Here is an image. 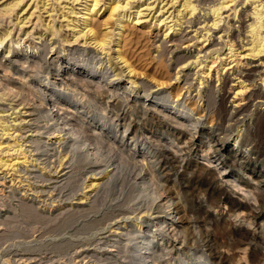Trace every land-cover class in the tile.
<instances>
[{"label":"bare ground","instance_id":"1","mask_svg":"<svg viewBox=\"0 0 264 264\" xmlns=\"http://www.w3.org/2000/svg\"><path fill=\"white\" fill-rule=\"evenodd\" d=\"M51 1L27 0L25 3V0H4L0 3V14L11 16L15 13L19 24L26 23L24 21L31 19L38 9L46 13L50 10L48 17L52 18V12L54 14L57 7L53 8ZM79 1L73 0V3ZM131 1L137 5H131ZM175 1L171 0L169 8H166L168 3L155 8L152 4L164 2L84 0L86 5L82 11L70 8L62 16L73 32L72 39H75H63L62 43L68 45H61V41L56 40L51 42L41 35L39 43L24 37V40L21 39L23 46L16 42L18 47L9 46L8 54L3 55V50L0 51V101L9 102L13 110L10 113L7 105L0 104L1 185H4L10 172L13 171V177L19 178L17 174L27 173L31 164H41L38 158L34 159L35 154L30 155L32 150L29 154L26 152L28 143L41 154L55 152L54 156L61 157L60 167L67 164L69 168L76 165L78 169L102 161L101 157L110 154L115 143L125 145L128 139L132 141V152L150 158L149 165H152L154 157H171L175 165L177 157L186 155L183 152L187 147L192 155L200 154L207 162L206 166L218 170V176L226 181L227 188L246 200V207L257 209L253 216H243L237 212L241 210L229 208L227 228L230 233L227 238L244 239L248 241V248L252 244L264 246V0H182L181 8L170 11L175 8ZM49 2L53 3H50L51 9H47ZM133 8L136 10L132 11ZM147 10L149 14L143 13ZM175 11L177 14L173 15ZM20 12H26L23 20L19 17ZM157 12L160 14L155 16ZM51 21L46 29L55 35V24L51 25ZM10 34L6 31L0 36V45ZM139 36L151 40L155 52L153 58L156 61L147 63L150 65L148 73L137 69L132 60ZM77 42L84 45L73 44ZM137 60L142 59L137 57ZM100 63L104 64V68L101 65L99 70L96 65ZM121 88L123 91L119 95ZM123 104L127 111L123 109L120 113L118 109ZM114 110L119 112L114 113ZM151 125L158 127V134L163 137L148 136L138 142L141 127L150 128ZM29 131L32 134L26 135ZM104 133L112 136L107 139ZM138 143L142 148L137 146ZM104 144L110 145L109 151L105 150ZM146 160L136 165L140 172H147ZM48 166L42 167V177H49L45 181H50L59 173L58 169L54 171ZM61 169L63 171L68 167ZM111 173L109 169L93 173L95 177L85 188H90L92 192L104 189L111 184ZM99 174L101 176L97 177ZM23 177L16 182L27 183L26 177ZM105 179L106 183L103 182ZM149 183L152 188L156 186L153 177L148 179ZM11 186L7 195L0 189V226H3L0 228V241H11L3 249L6 255L27 253L13 261L15 264H42L37 255L44 251L57 252L63 257L64 264L246 262L242 240L230 244L222 252L213 253L218 225L211 220L204 224L184 220L186 209L180 207L179 201L177 211H172L171 199L162 204L167 212L170 210L167 213L170 224L164 225L163 221L161 224L153 223L147 211L141 217L136 216L138 211L134 214L135 218L124 219L123 222L111 221L98 229V251L76 250V241L68 238L49 241L39 237L26 241L28 231L23 234L25 229L12 227V224L29 219L32 230L36 226H64L73 216L87 210L90 195L85 192L78 204L66 203L50 208L45 204L40 207L39 198L21 194L18 186V189ZM149 188L139 189L141 200L156 202L162 198L158 188L152 191ZM37 190L34 191L36 194L44 192V188ZM180 214L183 222L178 217ZM11 259L7 260L10 262Z\"/></svg>","mask_w":264,"mask_h":264},{"label":"rangeland","instance_id":"2","mask_svg":"<svg viewBox=\"0 0 264 264\" xmlns=\"http://www.w3.org/2000/svg\"><path fill=\"white\" fill-rule=\"evenodd\" d=\"M3 1L4 0H1L0 3H2ZM54 1L55 0L51 1L54 3L53 8L57 7V9L55 8L56 10H55L54 14L52 12V18L48 17V15L51 14L50 10H49V13H46L45 10H42L40 12V10L38 9L31 19L28 18L27 20L24 21L26 23L19 24V21H17L15 19L16 16L14 17L15 13L12 14L11 16L4 15L3 13L0 14V16H1L0 17V36L6 31L8 33H11L10 36L6 39V41H4L2 45H0V51L3 50V53H4V54L2 53L3 55L8 54L9 53L8 47L12 46V45L15 46L16 42H20L21 46H23V44H22L23 41H21V39L24 40V37H25V40H30V41L33 40V42L35 41L36 43H39L40 40L38 38L41 35H43L44 39L51 40V42H54L56 40L59 42L61 41L60 42L61 45L62 44L68 45L67 43L66 44L62 43V42H64L63 39H65V38L72 39L73 32H72L71 28H68L66 26L67 20L64 19V17H62V16H63L64 12L70 11V8H75L74 10L77 12L82 11L86 4H85L84 0H80L78 3L77 2L73 3V0H70V1L69 0H62L59 4L57 3L58 0H56V2H54ZM127 1H129V0H127ZM141 1H144V0H141ZM152 1H154V0H150V2H152ZM160 1H163L164 3L158 4V2H156L155 4H152V5H155V8H157L158 5H159V7H162L163 5L168 3V6H166V8L171 7V0H160ZM26 2H27V0H25V3ZM51 2H49L47 9H51V6H52L51 4H53ZM181 3H183L182 0H176L175 5H174L175 8L170 9V11H174V9L181 8V6H180ZM131 5L136 6L137 3H135V1H131ZM64 7H65V9H64ZM143 7H145V6H143ZM1 8H2V6H0V9ZM18 10H20V9H18ZM62 10H63V13H62ZM134 10H136V8L132 9V11H134ZM156 10L157 9H155V11ZM32 11H33V9L30 10V12H32ZM155 11L150 13L148 18H151V16L153 15V13ZM143 13L149 14V11L148 10L143 11ZM24 14H22V12L19 13V17H21L22 20L24 17H26V15H24ZM157 14H158V12L155 14V16H157ZM176 14H177V12L175 11V13L173 15H176ZM27 16H29V14ZM39 17H41L42 19L41 18L39 19ZM145 18H147V17H145ZM50 21H51V23H50L51 25L55 24L54 25L55 35H51L49 30L46 29V25H48ZM238 25L239 24H237V26ZM199 26H201V25H199ZM46 30H48V31H46ZM26 37H28V38H26ZM72 40L74 41L75 39H72ZM138 41H139V43L134 46L135 48H133L132 60H133L134 64L136 65V67L138 66L137 69H139L141 71H146L148 73L147 67L150 66L149 64H147L148 61H149V63H150V61L151 62L156 61V59L153 58V55H155V52L153 51L152 42H151V40L146 39L145 36L144 37L139 36ZM83 42L81 44L79 42L73 43V44H77V45L79 44L80 46H83L84 45ZM5 46H7V47H5ZM19 46H20V44H19ZM26 46H28V44H26ZM141 46H142V48H141ZM16 47H18V45H16L15 48ZM140 48H141V50H140ZM146 54H148L149 56H146ZM130 55H131V53H130ZM142 55L143 56L145 55L146 58L149 57V58H147L148 60L145 57H143ZM101 57H104V56L102 55ZM137 57L138 58L140 57L142 60L138 61ZM144 59H146V60H144ZM105 64H106V66L108 65L107 62ZM101 65H102V63L99 64L100 67L98 65H96V68L98 67L99 70L101 69L102 66L104 68V64L102 66ZM149 73H150V71H149ZM125 76H126V74H125ZM123 89H124V87H123ZM123 89L119 90L120 91V92H118L119 95L122 94ZM229 91L231 93H233V90H229ZM0 104L7 105V107L9 108L8 112L10 111V113H11L13 111L12 109H10L11 106L9 105L10 104L9 102H1L0 101ZM123 109H124V111H127V107L125 106V104L121 105L118 110H120V113H121V112H123L122 111ZM114 111H115L114 113L119 112L117 110H114ZM13 117H14V115H13ZM150 128L141 127V130H139L140 133L138 134L140 136V137H138V142L141 140L144 141L143 138H148V136H149V138L152 136L153 137L154 136L155 137H163L160 134H158V130H159L158 127H155V125H151ZM156 128H157V130H156ZM122 131H123V128H121L120 132H122ZM145 133H147V135ZM30 134H32V132L30 133V131L26 133V135H30ZM110 136H112V135L111 134L108 135V134L104 133L105 138L109 139ZM153 140L157 141L155 138H153ZM257 141H259V139H257ZM131 142L132 141L130 139H128L125 143L126 146L122 142L115 143V146H114L115 148L112 147V151H110V154L105 155L104 157H101L102 161H100L96 164L89 165V167L87 166V167L82 168V169L76 168V165L69 168V166H67V164H65V166H63V167H60L59 165H60V158L61 157L54 156L55 152L49 151L48 154H46V153L41 154L40 152H37L34 150V147H35L34 145L31 144L32 145L31 146L30 143H28V145H26V147L27 146L28 147L27 148L25 147V150L27 149L26 152L28 151L27 153L29 154V151L32 150V152H34V153L31 152L30 155L35 154L34 159L38 158L40 161V162L39 161L38 162L41 164L39 166H37V165L35 166L34 164H31V166H29V168H31V169L29 170V168H27V170H26L27 173L23 172L21 174H17L19 176V178L13 177V176H15L13 171L10 172V174L6 175V179L4 180V183H3L4 185H1L3 181L0 182V189H2L3 192H5L4 193L5 195L9 194L8 191H10L11 185H12L11 188H14V189H18V187H19V189L21 190V194L27 193L28 196H30V197L34 196L36 198H39V199H37V202H39L40 207H43L46 204L45 206L50 208V206H52V205H64L66 203L78 204L79 198H81V196H83V194L85 192H88L87 195L88 196L90 195L88 197V199L90 200V203H89V207L87 208V210L85 212H82L80 214L73 216V218H71L69 221H67L64 226H56V225H49V226H44V227L36 226V228H34L32 230L33 225H30V224H32V221L29 219H24V220L21 219V221H17L14 224H12V227L17 226V227H20L19 229H25V231L22 232L23 234H25L28 231V234H27L28 238L26 239V241H33V239H36L39 237H41L42 240H49V241L52 239L60 240L62 238H68L71 240L74 239L73 240L74 242L76 241L75 242L76 246H77L76 250H79L78 248H80V249H85V250H92L93 249L94 251H98L97 241H96V234L98 232V229L109 224L111 221L112 222H115V221L123 222L127 219L135 218L138 215H139L138 217H141L142 215L143 216L146 215V211H147L148 212L147 215L149 213L151 214L149 219L151 218V220H153V223L161 224L164 222V225L170 224L169 216L167 215V213L170 210H168V212H167V208H164L162 206V204H164L168 199H171L172 200L171 204L173 205L172 211H177V208H179L180 204H181L180 207H184L186 209V212H185L186 218H184V220L189 219V220L197 222L199 224H204L206 222L210 223L212 221V223H216L218 225V229L215 231L217 240L215 241L216 244L214 245V249H213L214 252L213 253L222 252V251L226 250L230 246V244H235V242L237 240H242L243 245L241 247L245 250L246 256H247L246 262L244 264H264V246L252 244L248 248L247 247L248 241H246L244 239L232 238L231 240H229L227 238L228 233H230V230L227 228V221H230V219H228V217H227V211L229 210V208H236V210H241V211H237V212H239L240 215H243V216H253L256 213L257 209L256 210L255 209L250 210L248 207H246V200L244 198H241V196L238 195V193H232L231 192L232 190L230 188H227L226 181L224 179L219 178V176H218L219 172H218V170L215 169V167L206 166L207 162L202 157H200V154H199V156L192 155V153L188 152L187 147H184L185 150L183 152L186 155L183 157H177V159L175 161V165L173 164L174 161L171 160V157H154V158H152V161H153L152 165H149L150 164L148 162V161H150L149 157H142V155L140 153L136 154V153L132 152V151H134V149H133V147L130 146L132 144ZM155 143H158V142H155ZM119 145H121L122 149ZM137 146H139V148H142L140 143H138ZM181 146H184V144L183 145L181 144ZM104 148H105V150L109 151L110 145L104 144ZM10 153H13L14 154L13 156H16L14 151H11ZM127 153H128V155H127ZM28 154H27V156H29ZM4 155L7 156L8 154L4 153ZM40 155H41V157H40ZM116 155H118V156H116ZM31 157H33V156H31ZM113 157H115V158H113ZM146 158L148 159V160H146V162H148V167H149L147 172L145 171L147 174L145 172H142V171L140 172L139 167L136 166V165H138V163L143 164L144 159H146ZM178 158H180L181 160ZM45 160H46V162H45ZM38 162H34V163L36 164ZM46 164L49 165L48 169L51 166V168L54 171L58 169L57 172H59V173H56V175L54 177H51L50 181H45L49 177H47V178L42 177V173H44V171L42 170V167H44ZM132 164L134 165V167L132 166ZM107 165L108 166L110 165L111 167L110 166L108 167ZM106 166H107V169H106ZM153 166L155 168H153ZM67 167H68V169L61 171L62 170L61 168L64 169ZM150 167H151V169H150ZM113 168H114V170H113ZM132 168L135 170H132ZM108 169L112 170V173L110 174V175H113L110 177V183L111 184H107L104 187V189H101L98 192H97V190L92 192L89 190L90 188H85L87 185L90 184L89 180L91 178L95 177V176H93L95 173H101V171L103 172V171L108 170ZM138 169H139V172H138ZM201 169H204V170H201ZM120 170H122V171H120ZM169 170H170V172H169ZM60 171L62 174L60 173ZM117 171H119V172H117ZM156 172H158V173L156 174ZM173 172H175V174ZM5 173H6V171H5ZM65 173H67V174L64 175ZM117 173H119V176H117L118 175ZM188 173H190V174H188ZM27 174H29V175H27ZM149 174H151V175H149ZM11 175H12V178H11ZM146 175H147V177H146ZM21 176H24L23 177L24 179L26 177L27 183H26V181H24L23 183H17L18 181H20ZM100 176H101L100 174L97 175V177H100ZM150 177L151 178L153 177V180L156 183V186H153V188H152V185L150 183L148 184V179ZM113 178L115 180H113ZM146 178H147V180H146ZM11 179H14V180L16 179V180L10 181ZM142 179H144V181ZM36 181H37V183H36ZM52 181H53V183H52ZM103 182L106 183V179L103 180ZM5 183L7 184V186ZM13 183H15L16 185H14ZM28 183L31 184V186L33 184V186L29 187ZM43 183L45 184V186L43 185ZM140 183H141V185H140ZM84 184H86V185H84ZM13 185H14V187H13ZM142 185H144L143 186L144 188L142 187ZM149 185H151L152 189L149 188ZM172 186H173V188H172ZM165 187L168 190H166ZM174 187H175V190H174ZM22 188H24V189H22ZM36 188H38L37 191L44 188L45 193L43 192L41 194H36L34 192L36 190ZM145 188H149L150 191L155 190V188H158L160 190L162 198H159L158 199L159 201L156 200V202L153 200H149V201L148 200H141L139 198V196L141 194L140 190L145 189ZM161 188H164L165 190L161 189ZM31 189H33V190L31 191ZM170 191L172 193H170ZM175 192H178V193L180 192V193L178 194ZM95 193H96V195H95ZM175 195H176V198H175ZM177 195H179V196H177ZM77 196H79V197H77ZM0 198H2V197H0ZM182 200H183V202H182ZM179 201L181 202L180 204H179ZM182 203H184V204H182ZM1 205H2V199H0V210L2 209ZM209 207H211V208H209ZM153 212L155 213V215ZM164 212H166V213H164ZM135 213H137L136 216H134ZM181 216H182V214L178 215V217H181ZM233 219L234 218H232V220ZM180 220L182 221V217ZM209 220H211V221H209ZM161 221H163V222H161ZM180 225H182V223ZM2 227L3 226H0V228H2ZM203 231H204V229H203ZM16 240H18V239H16ZM10 243H11V241H8L6 243L3 241L2 242L0 241V264H10V263L15 264L14 263L15 260L19 259L21 254H27V253H21V252H18V253L14 252L11 254L9 253V255H6V253L3 251V249H5L6 246L9 245ZM80 244L84 245V247L83 246L80 247L81 246ZM259 249H263V250H259ZM9 258H12L10 260V262L7 260ZM62 259H63V257L60 256V254H58L57 252H52V251H48V252L44 251V252H42V254L39 253V256L37 255V260L39 261V263L41 262L42 264H64L63 263L64 259L63 260ZM227 261H225V264H227ZM232 264H236V261L232 262Z\"/></svg>","mask_w":264,"mask_h":264}]
</instances>
